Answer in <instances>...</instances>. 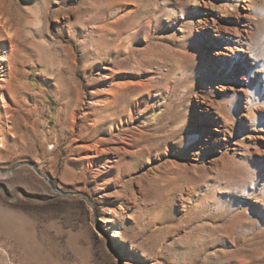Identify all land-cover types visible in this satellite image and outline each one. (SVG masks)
<instances>
[{"label": "rangeland", "instance_id": "1", "mask_svg": "<svg viewBox=\"0 0 264 264\" xmlns=\"http://www.w3.org/2000/svg\"><path fill=\"white\" fill-rule=\"evenodd\" d=\"M247 1L0 0L20 85L0 264H264V0Z\"/></svg>", "mask_w": 264, "mask_h": 264}, {"label": "bare ground", "instance_id": "2", "mask_svg": "<svg viewBox=\"0 0 264 264\" xmlns=\"http://www.w3.org/2000/svg\"><path fill=\"white\" fill-rule=\"evenodd\" d=\"M222 10H226L229 13H235L240 9L241 2L245 4L248 3L247 0H223ZM245 7V6H244ZM247 9V8H246ZM221 10V11H222ZM225 12V11H223ZM1 13V10H0ZM232 14V15H233ZM223 16H225L223 14ZM0 27H2V22L0 20ZM12 35L7 32L2 40H0V121L7 122L9 120V113L12 109V94L13 91L17 90L20 85L19 81L15 79V74L12 69V60L14 56ZM15 87H17L15 89ZM108 223H115L112 219H108ZM115 237L119 235L117 233L116 226L114 227ZM119 238V237H118ZM120 242L125 244V240L120 237Z\"/></svg>", "mask_w": 264, "mask_h": 264}]
</instances>
